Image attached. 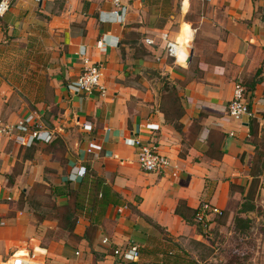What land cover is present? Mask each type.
Wrapping results in <instances>:
<instances>
[{
	"label": "crops",
	"instance_id": "crops-1",
	"mask_svg": "<svg viewBox=\"0 0 264 264\" xmlns=\"http://www.w3.org/2000/svg\"><path fill=\"white\" fill-rule=\"evenodd\" d=\"M10 2L0 17V117L14 123L35 112L52 140L0 145V216L10 198L0 261L36 250L45 264H202L214 260L200 253L212 247L207 230L241 236L238 244L262 234L264 0H190L183 13L180 0H119L120 19L114 0ZM163 33L191 41L188 63L168 55ZM82 50L102 66L103 97L67 89L82 71ZM237 83L252 114L239 121L226 112ZM149 124L158 130L145 132ZM129 138L153 142L171 167L142 172ZM41 183L60 206L40 205ZM65 186L80 202L70 199L77 215L67 226L59 215L67 198L55 196ZM203 202L222 215L199 232ZM130 246L133 261L114 256Z\"/></svg>",
	"mask_w": 264,
	"mask_h": 264
},
{
	"label": "built area",
	"instance_id": "built-area-1",
	"mask_svg": "<svg viewBox=\"0 0 264 264\" xmlns=\"http://www.w3.org/2000/svg\"><path fill=\"white\" fill-rule=\"evenodd\" d=\"M10 4V0H0V17L4 16L9 11ZM114 4L116 10L113 14L120 19L121 15H118L117 11L120 6L119 0H114ZM189 6L190 0H180L178 9L183 13L189 9ZM121 12L122 10H120V13ZM160 39L166 42L168 55L174 58L175 62L184 65L185 62H179L178 58L171 55L172 46L176 41H168L165 33L160 35ZM145 43L153 45L154 41L147 38L145 39ZM80 58L83 65L82 71L76 80L67 86L68 91L75 94H90L92 91H98L102 97L105 96L106 89L101 82L103 78L102 66L92 62L83 50L80 52ZM226 112L230 118L236 121L247 116H252L245 102V90L239 83L234 86L233 97L227 104ZM37 117V113L33 112L14 123L6 122L0 117V145L3 141L16 138L23 139L26 145L29 146L35 142L50 143L52 134L47 131H42L36 124ZM84 129L86 131L91 130L88 126L84 127ZM143 130L152 134L154 131L158 130V126L149 124L146 125ZM124 143L137 149V163L142 172L162 175L171 167L169 159L158 151L157 146L153 142L145 143L136 138H129L125 139ZM87 153H92L91 145L88 147ZM7 200H10V198H7ZM221 215L222 212L217 207L208 202H203L197 208L194 217L196 223H199L202 228L205 229L209 217H219ZM103 243H107V240L105 239ZM34 252H36V250L23 254H13L8 260H1L0 264H45L43 259L34 256ZM113 254L122 261L131 262L136 258L137 248L135 246H130L124 252L114 250Z\"/></svg>",
	"mask_w": 264,
	"mask_h": 264
},
{
	"label": "rangeland",
	"instance_id": "rangeland-1",
	"mask_svg": "<svg viewBox=\"0 0 264 264\" xmlns=\"http://www.w3.org/2000/svg\"><path fill=\"white\" fill-rule=\"evenodd\" d=\"M31 74L32 76H34L35 72L31 71ZM32 110L34 109L32 108ZM62 160L63 158H61V162ZM52 174L53 172H50V169H49L46 172L44 177L46 179H49ZM69 179L71 181H74V178L72 176H70ZM47 184H51V181L48 182ZM40 185L42 186L45 184L41 183ZM41 186L38 188V191L41 192L42 195L46 197H41V200L44 202H41L40 205H43L49 208L53 206L54 208H57L58 206H60V204H57V201L55 199H50L47 197V195L45 194V186H42V187ZM26 199L30 201L31 203H33L32 197L27 196ZM7 202H8L7 198L1 201V204L6 206V209H5L6 214L5 216L3 215L0 216V225L4 224L5 226H7ZM17 203H18V206H17ZM17 203H16V206L18 208H21V206H19L20 202H17ZM36 210L41 211V208L39 206H36ZM43 216H47V214L44 213ZM260 230L261 229L253 231L252 239H251L252 241H248L246 244H238L240 243L238 241L242 237L237 236L236 234H231L230 232L228 233V231L220 234V233H215V232L211 233L210 230H207L204 235L208 237V241L212 244V247L204 246L205 248L201 249L200 253H201V256H203V258L207 259L212 256L214 260L206 261L202 264H264V228H262L261 235H259ZM20 253H23V252H20ZM3 257L7 258V255Z\"/></svg>",
	"mask_w": 264,
	"mask_h": 264
},
{
	"label": "trees",
	"instance_id": "trees-1",
	"mask_svg": "<svg viewBox=\"0 0 264 264\" xmlns=\"http://www.w3.org/2000/svg\"><path fill=\"white\" fill-rule=\"evenodd\" d=\"M254 85V84H253ZM252 87V86H251ZM95 187L96 188H94L93 187V189H92V192H97L98 191V189H99V185H100V182H98V183H95ZM79 190H83V188L81 187V188H79ZM107 190H109L110 191V188H106V189H103L102 190V199H100V204H101V208H103V209H105V207L106 206H108V204L110 203V201L108 202L107 201V199H106V197H107V194H108V192L109 191H107ZM55 196H58V197H65V198H67V203H66V205H65V209L64 208H61V210L63 211V212H60V216L62 217V219H63V221H65V223H66V226L71 222V220H72V218H73V216H75V215H77V211H76V209H74L73 207H72V205H71V200H72V198H75L76 199V202H74L75 204L73 205V206H75L76 208H78V204L80 203L79 201H78V197H79V191H77V190H73V189H71V188H69L68 186H65V187H63V188H58L57 189V192L55 193ZM70 197V198H69ZM71 199V200H70ZM108 202V203H107ZM91 203H92V206L94 205V204H96V198H94V199H92L91 200ZM91 206V207H92ZM72 207V208H71ZM194 216H195V214H194ZM195 218V217H194ZM197 226H198V230H199V232L200 231H202V230H204L203 228H202V226L199 224V223H197ZM201 229H200V228ZM137 257V256H136Z\"/></svg>",
	"mask_w": 264,
	"mask_h": 264
},
{
	"label": "bare ground",
	"instance_id": "bare-ground-1",
	"mask_svg": "<svg viewBox=\"0 0 264 264\" xmlns=\"http://www.w3.org/2000/svg\"><path fill=\"white\" fill-rule=\"evenodd\" d=\"M183 39V40H182ZM178 39L172 46L171 55L178 58L179 62L186 63L191 50V41L187 38Z\"/></svg>",
	"mask_w": 264,
	"mask_h": 264
},
{
	"label": "water",
	"instance_id": "water-1",
	"mask_svg": "<svg viewBox=\"0 0 264 264\" xmlns=\"http://www.w3.org/2000/svg\"><path fill=\"white\" fill-rule=\"evenodd\" d=\"M192 55V53H190V56ZM190 56H189V58H188V60H187V62L186 63H188L189 61H190Z\"/></svg>",
	"mask_w": 264,
	"mask_h": 264
}]
</instances>
